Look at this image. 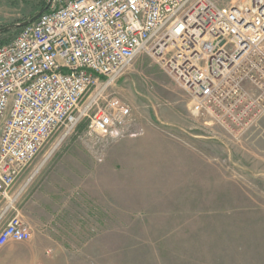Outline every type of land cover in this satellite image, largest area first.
Wrapping results in <instances>:
<instances>
[{"label": "built area", "instance_id": "1", "mask_svg": "<svg viewBox=\"0 0 264 264\" xmlns=\"http://www.w3.org/2000/svg\"><path fill=\"white\" fill-rule=\"evenodd\" d=\"M44 1L0 45V246L31 237L13 188L45 142L84 120L92 148L124 136L132 108L109 90L140 54L229 143L264 116V0Z\"/></svg>", "mask_w": 264, "mask_h": 264}, {"label": "rangeland", "instance_id": "2", "mask_svg": "<svg viewBox=\"0 0 264 264\" xmlns=\"http://www.w3.org/2000/svg\"><path fill=\"white\" fill-rule=\"evenodd\" d=\"M39 6L40 0H0V28L26 21ZM16 34L14 29L0 33V43L11 41ZM112 91L131 106L132 118L125 128L123 137L104 141H117L130 136V133L139 135V139H148L150 129L172 142H179L180 139L201 141L203 147L200 152L213 159L220 176L224 175L230 180V194L225 196L224 212L222 208H218L222 207L220 201L216 204L214 213L216 220L232 222L231 236L225 240L221 232H216L209 251L205 249L195 251L196 246L191 245L190 239L184 241L181 246L175 237L174 228L137 227L128 230L120 228L122 231H129L131 235L127 238L120 237L116 261L87 259L75 262L50 261L49 264H264V135L254 138V130L245 139L231 140L229 143L220 127L210 125L204 116L194 115L190 111L187 94L159 62L147 54H140L131 62L109 93ZM263 119L264 116L258 126ZM135 126L137 129L132 130ZM84 131L75 130L60 142L58 132L45 142L13 188V191L18 187L23 190L16 202L23 215L25 203L36 182L46 175L48 169L68 146L74 143L80 147L87 145L94 154L91 156L94 162L101 161L100 152L97 148H93V152L91 146L93 140L84 137ZM196 135L201 137H195ZM249 138V143L245 142ZM129 143L132 145L134 142ZM156 173L159 184H164L173 178L174 171L165 169L162 174L159 171ZM159 198L160 204L152 203L145 209L140 208V211L134 210V213L127 212L128 206H120V221H145L151 226L167 225L181 219L189 220L191 212L197 210L192 206L190 196L178 198L172 192V195ZM217 200L222 198L215 197V201ZM23 220L30 226L36 223L25 215ZM234 222L238 223L237 227ZM2 224L3 221L0 219V228ZM33 240L34 235L31 233L27 241H9L0 246V264L29 263V259L23 261L22 257L29 256L34 251ZM194 248L195 250H192ZM39 264L44 262L40 260Z\"/></svg>", "mask_w": 264, "mask_h": 264}, {"label": "crops", "instance_id": "3", "mask_svg": "<svg viewBox=\"0 0 264 264\" xmlns=\"http://www.w3.org/2000/svg\"><path fill=\"white\" fill-rule=\"evenodd\" d=\"M263 122L264 119L256 127L254 138L264 135ZM150 131L148 139H139L138 135L102 141L93 147L100 152L99 162L91 158L94 154L87 145L80 147L74 143L62 152L46 175L36 182L25 203L24 215L36 222L29 225L35 249L31 255L22 257L23 261L30 260L26 264L31 261L39 264L40 260L44 264L87 259L116 261L120 237L131 235L120 228H174L181 246L190 239L195 251H209L216 232L228 240L232 222L216 220L214 212L220 201L222 207L218 208L224 212L230 180L220 176L213 159L200 152L201 141L172 142L155 130ZM165 169H173V178L159 184L156 171L162 174ZM19 190L18 187L14 193ZM172 192L178 198L191 197L197 210L191 212L189 220L154 226L145 221H120V206H128L127 212L134 213L152 203L160 204L159 197ZM215 197L222 200L215 201ZM234 223L237 227L238 223Z\"/></svg>", "mask_w": 264, "mask_h": 264}, {"label": "trees", "instance_id": "4", "mask_svg": "<svg viewBox=\"0 0 264 264\" xmlns=\"http://www.w3.org/2000/svg\"><path fill=\"white\" fill-rule=\"evenodd\" d=\"M46 8V3H45V1L44 0H40V6L37 8V10L33 13V15H31L29 18H31L32 16H34L36 13H38L41 9H45ZM46 10V9H45ZM28 18V19H29ZM27 19V20H28ZM6 27V26H5ZM12 29H14L15 30V32L16 33H18L19 32V30L21 29V26H18V24L17 25H15L13 28H8V29H5L4 27H1L0 28V33H6V32H9V31H11ZM5 43H7V41H3V42H1L0 43V45H3V44H5ZM85 127H86V123H81L77 128H76V131H83V130H85Z\"/></svg>", "mask_w": 264, "mask_h": 264}, {"label": "water", "instance_id": "5", "mask_svg": "<svg viewBox=\"0 0 264 264\" xmlns=\"http://www.w3.org/2000/svg\"><path fill=\"white\" fill-rule=\"evenodd\" d=\"M46 9V8H45ZM45 9H41L38 13H36L34 16H32L31 18H29L28 20L18 24V26H25L27 25L28 23H32L34 22L44 11ZM15 25H9V26H6L4 27L5 29H8V28H13Z\"/></svg>", "mask_w": 264, "mask_h": 264}]
</instances>
